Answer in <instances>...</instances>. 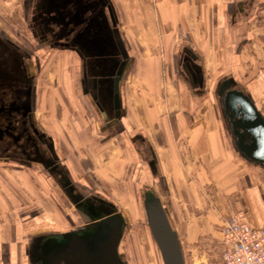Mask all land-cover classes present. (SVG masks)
Here are the masks:
<instances>
[{
	"label": "crops",
	"instance_id": "obj_1",
	"mask_svg": "<svg viewBox=\"0 0 264 264\" xmlns=\"http://www.w3.org/2000/svg\"><path fill=\"white\" fill-rule=\"evenodd\" d=\"M19 1L10 0L6 6ZM108 1L117 19V29L129 56V65L138 60L136 56L139 55L169 56L172 67L169 75L179 77L182 84L176 85L179 88L175 89L176 93L167 89L168 103L182 107V110L174 112L180 124V128L176 129L181 137L186 138L178 146L167 144L166 140L162 161L160 150L156 151L143 132L130 134V127L133 128L134 123L128 115L126 117V100L121 91L122 118L119 125L107 133L93 128L87 140L98 146L113 145L116 141L121 143L124 150L126 145L128 149L132 147L138 159L143 160L156 183L154 187L149 186L150 192L166 209L181 245L184 263L187 252L183 246L186 245L191 252V248L199 242L202 231L213 230L210 218L212 200L222 202L232 199L235 207L239 206L246 212L251 227H263L264 169L245 161L234 150L223 128L214 121L208 125L200 121V126L189 127V120L199 115L201 120L204 119L203 111L196 113L198 106L204 102L208 92L215 100V90L226 78H232L244 92L252 91L258 96L264 93L262 79L246 81L241 73L248 69L247 47L252 40V20L254 14L263 10L264 0ZM62 63L64 60L59 59L55 62V68ZM69 139L72 144L73 138ZM109 149L106 146L105 151ZM151 161L154 162V171L149 168ZM191 177H195V181ZM42 186L46 188L47 183H42ZM176 193L179 194L178 198L185 200L187 207H183L180 216L177 211L173 213L162 200L175 198ZM0 198L5 202L7 199L12 201L6 191ZM195 215L197 219L193 218ZM28 230L26 224L0 222V264H30ZM189 255L193 256V253Z\"/></svg>",
	"mask_w": 264,
	"mask_h": 264
},
{
	"label": "rangeland",
	"instance_id": "obj_2",
	"mask_svg": "<svg viewBox=\"0 0 264 264\" xmlns=\"http://www.w3.org/2000/svg\"><path fill=\"white\" fill-rule=\"evenodd\" d=\"M8 1L10 0H0V33L32 50L28 32L27 0L23 4V0H20L15 5L6 6ZM251 29L252 40L247 47L248 69L242 70L241 73L243 77L245 75L246 81L262 79L264 87V8L260 13L254 14ZM46 57L48 60L45 59ZM136 57H139L138 60L134 58V63L126 70L121 89L126 100V117L128 115L130 121L134 123V127H130L132 131L129 132L130 134L143 132L156 151L160 150L164 161L163 154L167 146L165 141L167 140V144L173 143L178 146L186 138V136L181 137V134H178L180 131L176 129L180 128V124L175 119L174 112L182 110V107L168 103L167 96V89H172L176 93L175 89H179L176 85L182 82L174 74L169 75L172 68L169 56L166 58V55L161 54ZM39 58V73L36 76L38 122L55 140L61 159L68 164L71 171L74 170L76 173L74 178L88 186L86 191L98 192L106 196L123 216L125 228L119 253L126 264H162L147 227L141 195L145 190H150L149 186H156L147 166L134 154L135 150L132 147L128 149L126 145L124 150L121 143L114 141L113 145H106L110 149L105 151L106 146H98L87 140L89 132L100 123H97L96 115L91 111L92 108L88 106L87 101L74 88L71 73L66 74L67 68L74 62L73 55L54 51L50 56L47 54ZM59 59H63L64 63L55 68V62ZM170 76L173 77L172 80L169 79ZM183 89L186 90V87L183 86ZM249 93L256 108L264 114V93L260 96L252 91ZM207 94L204 102L200 103L196 110V113L203 111L201 114L204 119L201 120L199 115L189 120V127L200 126V121L204 125L214 121L222 127L217 103L210 92ZM103 137L106 138L105 135ZM69 138H73L72 144ZM12 166L0 161V196H4L6 191L7 195L12 197V201L7 199L6 202L1 199L2 197L0 198V222L13 221L15 224H26L29 229L28 239L34 235L72 230L75 227L68 221L71 217L72 222L80 223L75 215L69 214L71 210L67 207V203H64L66 206L64 209L63 199L60 200L57 195L60 193H57V188L47 173H40L39 169L27 170ZM194 178L191 177L193 181L196 179ZM42 183H47V187L44 188ZM161 185L163 186V183ZM175 196L162 200L168 204L173 213L177 211L180 216L183 207L185 209L187 207L185 200L178 198V193ZM231 200L230 198L222 202L212 200L210 218L213 221V230L209 232L203 230L199 242L191 248V252L187 250L190 248L183 246L187 252L184 264H224L219 225L222 218L230 212L236 208L241 209L239 206L235 207ZM164 210L167 215L165 207ZM193 211L197 214L195 208ZM195 217L197 215L193 218ZM187 233L190 234L189 231ZM190 253H193V256H190Z\"/></svg>",
	"mask_w": 264,
	"mask_h": 264
},
{
	"label": "flooded vegetation",
	"instance_id": "obj_3",
	"mask_svg": "<svg viewBox=\"0 0 264 264\" xmlns=\"http://www.w3.org/2000/svg\"><path fill=\"white\" fill-rule=\"evenodd\" d=\"M27 4L28 32L33 49L0 33V161L15 168L39 169L40 173H47L60 193L57 194L60 200L63 199V206L67 203L69 214L79 219V224L72 222V217L68 219L78 228L87 225L93 214L118 211L106 196L86 191L88 186L74 178V172L61 159L55 140L38 122L36 76L39 57L50 56L54 51L73 55L74 62L66 74L71 73L74 88L100 123L94 129L102 133L114 131L122 118L121 88L130 59L120 48L117 19L108 0H27ZM217 88L214 97L222 128L233 146L236 138L226 119L230 111L225 112L222 101L228 90L241 88L231 85L222 95ZM149 165L154 171V162ZM149 191L141 193L143 199ZM35 237L38 235L28 244L30 264H36L30 258ZM119 256L123 260L120 253Z\"/></svg>",
	"mask_w": 264,
	"mask_h": 264
},
{
	"label": "water",
	"instance_id": "obj_4",
	"mask_svg": "<svg viewBox=\"0 0 264 264\" xmlns=\"http://www.w3.org/2000/svg\"><path fill=\"white\" fill-rule=\"evenodd\" d=\"M118 33V30H117ZM122 53L127 56L124 41L118 34ZM232 78L219 83L217 91L235 85ZM230 131L236 142L234 150L247 162L264 168V117L256 108L250 93L230 89L223 96ZM232 113V114H231ZM147 227L162 264H184L182 248L160 200L150 191L143 199ZM123 216L114 211L93 214L89 223L64 233L35 237L30 253L36 264H125L118 247L124 230Z\"/></svg>",
	"mask_w": 264,
	"mask_h": 264
},
{
	"label": "built area",
	"instance_id": "obj_5",
	"mask_svg": "<svg viewBox=\"0 0 264 264\" xmlns=\"http://www.w3.org/2000/svg\"><path fill=\"white\" fill-rule=\"evenodd\" d=\"M219 233L224 264H264V226L251 227L243 209L222 218Z\"/></svg>",
	"mask_w": 264,
	"mask_h": 264
}]
</instances>
